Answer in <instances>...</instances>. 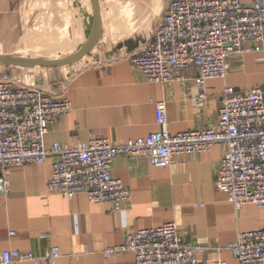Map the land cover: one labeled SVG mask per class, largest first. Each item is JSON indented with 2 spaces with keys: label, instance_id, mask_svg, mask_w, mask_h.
<instances>
[{
  "label": "crops",
  "instance_id": "obj_1",
  "mask_svg": "<svg viewBox=\"0 0 264 264\" xmlns=\"http://www.w3.org/2000/svg\"><path fill=\"white\" fill-rule=\"evenodd\" d=\"M95 1L97 32L79 59L58 66L0 64V79H19L24 86L71 99L73 110L50 126L45 148L55 142L146 137L160 128L157 100L165 102L170 133L200 130L217 120L224 87H258L264 93V62L252 53L229 57L226 77L205 81L202 105L193 100L199 93L193 68L176 73L166 84L147 81L129 61L114 59L151 38L168 0ZM93 19L91 0H0V56H71L87 41ZM223 156V146L215 145L205 152L174 154L161 168L143 156H116L111 174L130 190L129 200L117 210L91 202L82 193L66 198L49 192L51 157L42 164L14 166L7 187L0 190V253L17 249L43 256L58 247L61 255L52 264H135L129 252L105 257L103 251L129 232L173 222L182 239L202 246L199 258L206 264L217 259L238 264L225 246L240 232L264 227V208L247 203L236 209L216 188V168Z\"/></svg>",
  "mask_w": 264,
  "mask_h": 264
},
{
  "label": "built area",
  "instance_id": "obj_2",
  "mask_svg": "<svg viewBox=\"0 0 264 264\" xmlns=\"http://www.w3.org/2000/svg\"><path fill=\"white\" fill-rule=\"evenodd\" d=\"M252 53L264 62V5L262 0H169L151 38L133 52L120 51L114 60H127L149 82L166 84L176 73L195 69L202 105L205 81L226 77V60ZM73 110L70 98L54 97L19 79H0V190L8 185L14 166L42 164L53 159L46 188L66 198L82 193L88 200L108 203L117 210L130 198V190L111 174L118 155L146 157L154 167H166L174 154L224 148L216 174V188L224 191L236 209L251 203L264 208V93L258 88L224 87L217 120L200 130L170 133L166 105L155 101L158 131L146 137L112 142H55L44 146V136L61 116ZM12 235L13 232H10ZM199 243L181 238L173 222L129 232L120 243L107 247L105 257L129 252L135 264H206L199 258ZM238 264H264V227L240 232L225 246ZM61 255L51 247L43 256L8 249L0 264L31 261L52 264ZM214 264H227L217 259Z\"/></svg>",
  "mask_w": 264,
  "mask_h": 264
},
{
  "label": "water",
  "instance_id": "obj_3",
  "mask_svg": "<svg viewBox=\"0 0 264 264\" xmlns=\"http://www.w3.org/2000/svg\"><path fill=\"white\" fill-rule=\"evenodd\" d=\"M91 3L93 5V10H94L93 26L90 30L87 41L82 47H80V49H78L76 53L61 59H46V60H20V59H12L8 57L0 56V64H7L14 66H58V65L71 63L82 57L92 45V42L94 41L98 28V20H99L98 5L95 0H91Z\"/></svg>",
  "mask_w": 264,
  "mask_h": 264
},
{
  "label": "bare ground",
  "instance_id": "obj_4",
  "mask_svg": "<svg viewBox=\"0 0 264 264\" xmlns=\"http://www.w3.org/2000/svg\"><path fill=\"white\" fill-rule=\"evenodd\" d=\"M168 1H169V0H168ZM164 9H165V8H164ZM163 11H164V10H163ZM162 14H163V12H162ZM161 16H162V15H161ZM157 26H158V25H157ZM155 29H156V28H155ZM155 29H154V30H155ZM160 168H161V167H160Z\"/></svg>",
  "mask_w": 264,
  "mask_h": 264
}]
</instances>
